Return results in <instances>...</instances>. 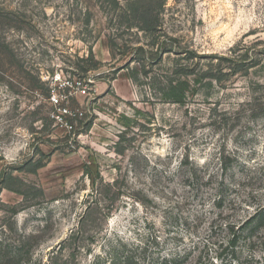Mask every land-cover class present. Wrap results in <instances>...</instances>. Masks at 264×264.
<instances>
[{
    "label": "rangeland",
    "instance_id": "374dc122",
    "mask_svg": "<svg viewBox=\"0 0 264 264\" xmlns=\"http://www.w3.org/2000/svg\"><path fill=\"white\" fill-rule=\"evenodd\" d=\"M262 207L264 0H0V264H264Z\"/></svg>",
    "mask_w": 264,
    "mask_h": 264
},
{
    "label": "trees",
    "instance_id": "16d2710c",
    "mask_svg": "<svg viewBox=\"0 0 264 264\" xmlns=\"http://www.w3.org/2000/svg\"><path fill=\"white\" fill-rule=\"evenodd\" d=\"M148 14H150V12H146ZM144 21V20H143ZM147 24H149V26L147 27V29L145 28V30H148L150 32H153L155 30H157V28L159 27V21L158 18H156V20L154 19V21H146ZM87 62H91L94 64V61L96 62V65H100L101 63L95 60V56L93 54H91L89 56V58L86 60ZM171 87L168 90V93L171 97L174 98H178V93L179 91L175 89L174 84L170 83L169 84ZM179 95H182L181 93ZM114 185H107L109 188L106 191L107 196H110L109 193L111 192V189L115 188L117 182H114ZM117 193H119V189L117 188ZM256 220L261 221L260 223L263 222L264 220V207L260 208L253 216H251L243 225L248 224L251 225L252 223H255ZM257 221V222H258ZM259 223V224H260ZM232 239H231V243L232 246L236 245V242L238 240L237 234L235 232L232 233ZM136 247H130L127 244H123L120 243L119 244V249H113L112 252L115 253H119L116 255L115 259L113 260V264H144V262H142L139 258V254L140 255H146L148 250H149V246H147L146 244H144V246L141 245H135ZM263 252H264V247H263ZM111 255V254H110ZM146 260V259H145ZM188 261V256H181V255H172V256H168V257H164L161 260H154V262L152 264H186ZM151 264V263H149Z\"/></svg>",
    "mask_w": 264,
    "mask_h": 264
},
{
    "label": "crops",
    "instance_id": "0c3cea01",
    "mask_svg": "<svg viewBox=\"0 0 264 264\" xmlns=\"http://www.w3.org/2000/svg\"><path fill=\"white\" fill-rule=\"evenodd\" d=\"M94 56H98L97 52L95 53V55H94ZM123 87H124V88H126V87H125V85H123ZM127 93H128L129 95H131V94H132L130 90H129V91H127ZM129 95H128V96H129Z\"/></svg>",
    "mask_w": 264,
    "mask_h": 264
},
{
    "label": "built area",
    "instance_id": "2783aa9c",
    "mask_svg": "<svg viewBox=\"0 0 264 264\" xmlns=\"http://www.w3.org/2000/svg\"><path fill=\"white\" fill-rule=\"evenodd\" d=\"M64 112H65L66 114H69V115L71 114V113H69L68 110H66V109L64 110Z\"/></svg>",
    "mask_w": 264,
    "mask_h": 264
}]
</instances>
